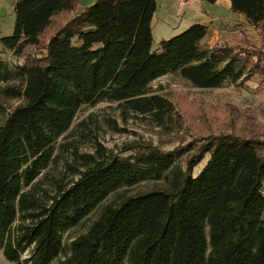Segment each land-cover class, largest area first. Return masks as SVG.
Segmentation results:
<instances>
[{"label":"trees","instance_id":"16d2710c","mask_svg":"<svg viewBox=\"0 0 264 264\" xmlns=\"http://www.w3.org/2000/svg\"><path fill=\"white\" fill-rule=\"evenodd\" d=\"M229 1L231 12L264 31V0ZM76 4L15 0L12 33L0 38L22 58L9 65L0 52V92L23 99L0 125L4 259L264 264V139L218 134L172 149L131 141L113 151L86 122L73 126L83 105L100 101L115 102L123 119L133 113L173 124L172 104L150 87L168 73L197 88H243L258 78L257 89L264 90V49L226 40L203 44L208 29L200 22L152 49L155 0H95L79 11ZM86 140L92 151L80 149ZM58 164V174L47 170ZM148 180L166 186L116 194L102 205L110 194ZM98 207L87 229L65 243L63 235Z\"/></svg>","mask_w":264,"mask_h":264},{"label":"rangeland","instance_id":"374dc122","mask_svg":"<svg viewBox=\"0 0 264 264\" xmlns=\"http://www.w3.org/2000/svg\"><path fill=\"white\" fill-rule=\"evenodd\" d=\"M15 0H0V38L10 35L13 29ZM77 11L91 5L95 0H76ZM156 10L151 19L152 49H156L161 39L176 35L195 22L207 26L208 33L202 43L214 46L221 40L235 41L239 46L252 45L264 49V31H258L247 24L241 15L231 12L225 0L213 3L204 0H155ZM57 16L50 30H55L70 16ZM239 24L241 27L234 25ZM33 51V49H31ZM264 51V50H263ZM0 52L11 65L21 62L12 52L2 47ZM264 58V57H263ZM258 78L245 83V88L237 85H224L219 88H197L174 73L163 75L150 83L157 94L165 97L174 108L173 124L160 126L149 117L129 113L123 119L115 102L100 101L93 105H83L76 113L73 126L81 121L92 129V135L107 149L117 151L131 141L151 143L162 149H172L187 142L200 143L210 136L232 134L240 137L249 136L264 139V90L257 89ZM5 86L0 83V89ZM23 102L22 98H6L0 92V125L9 112ZM111 125L109 124V121ZM115 127V128H114ZM117 129V130H115ZM82 151H92V142L83 141ZM200 162L195 171L203 165ZM51 174H58L60 164L47 169ZM165 180H148L129 188H122L110 194L102 203L115 199L116 194H134L151 188H165ZM100 207L91 213L80 225L63 235L67 243L71 238L84 232L89 223L97 216ZM0 264H13L6 261L0 252Z\"/></svg>","mask_w":264,"mask_h":264},{"label":"crops","instance_id":"0c3cea01","mask_svg":"<svg viewBox=\"0 0 264 264\" xmlns=\"http://www.w3.org/2000/svg\"><path fill=\"white\" fill-rule=\"evenodd\" d=\"M225 3L228 4L227 0H225ZM229 7H230V1H229Z\"/></svg>","mask_w":264,"mask_h":264}]
</instances>
